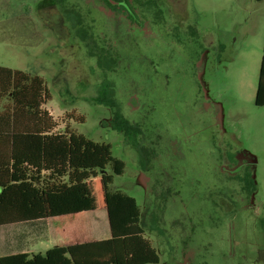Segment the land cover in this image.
<instances>
[{
    "label": "rangeland",
    "instance_id": "1",
    "mask_svg": "<svg viewBox=\"0 0 264 264\" xmlns=\"http://www.w3.org/2000/svg\"><path fill=\"white\" fill-rule=\"evenodd\" d=\"M121 1L129 18L103 0H0V66L43 79L55 132L111 146L124 171L108 192L135 198L157 264H264V1ZM88 218L105 231V210Z\"/></svg>",
    "mask_w": 264,
    "mask_h": 264
},
{
    "label": "trees",
    "instance_id": "2",
    "mask_svg": "<svg viewBox=\"0 0 264 264\" xmlns=\"http://www.w3.org/2000/svg\"><path fill=\"white\" fill-rule=\"evenodd\" d=\"M50 99L40 76L0 66V226L46 220L56 241L43 254L3 256L0 264H157L156 250L139 226L135 198L108 192L124 163L112 156L109 144L69 127L55 132L45 108ZM254 104L264 106V54ZM111 122L130 137L138 129L118 113ZM108 165L112 172L100 175ZM102 210L108 236L98 240L99 223L91 229L88 217Z\"/></svg>",
    "mask_w": 264,
    "mask_h": 264
},
{
    "label": "crops",
    "instance_id": "3",
    "mask_svg": "<svg viewBox=\"0 0 264 264\" xmlns=\"http://www.w3.org/2000/svg\"><path fill=\"white\" fill-rule=\"evenodd\" d=\"M43 222L46 224V230L49 231V234L47 233L48 238L46 243L43 236L40 237L41 229L39 225ZM52 230L53 226L51 222L46 220L19 222L16 224L0 226V257L20 253H45L56 243ZM97 234L96 239L98 240L106 238L108 236L107 227L105 228V231L100 227ZM27 239H33L34 244H27ZM39 239H42L41 242H37Z\"/></svg>",
    "mask_w": 264,
    "mask_h": 264
},
{
    "label": "flooded vegetation",
    "instance_id": "4",
    "mask_svg": "<svg viewBox=\"0 0 264 264\" xmlns=\"http://www.w3.org/2000/svg\"><path fill=\"white\" fill-rule=\"evenodd\" d=\"M103 2L107 3L108 6H110L111 8L115 9L117 8L120 12L121 15H124L129 18V16H132V13L130 12V10L128 9L127 5L125 2L121 1V0H116V1H107V0H103ZM102 2V3H103ZM129 10V11H128ZM134 17V16H133Z\"/></svg>",
    "mask_w": 264,
    "mask_h": 264
}]
</instances>
